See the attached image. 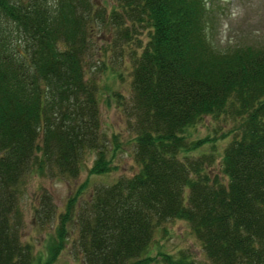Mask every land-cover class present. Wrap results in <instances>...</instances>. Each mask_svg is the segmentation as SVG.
<instances>
[{"label": "trees", "instance_id": "obj_1", "mask_svg": "<svg viewBox=\"0 0 264 264\" xmlns=\"http://www.w3.org/2000/svg\"><path fill=\"white\" fill-rule=\"evenodd\" d=\"M210 3L0 0V264H50L69 226L76 264H264V42L215 46ZM103 28L115 40L145 32L128 75L137 170L79 201L83 182L59 212L42 190L29 222L53 227L37 263L21 239L26 176L74 178L87 153L89 174L105 173L120 147L101 129L100 88L87 73L100 66L88 59L92 31ZM205 116L233 125L208 137L211 152L192 155L207 138L184 133ZM218 144L219 174L206 169ZM174 219L189 224L205 263L186 250L146 253L154 231Z\"/></svg>", "mask_w": 264, "mask_h": 264}, {"label": "rangeland", "instance_id": "obj_2", "mask_svg": "<svg viewBox=\"0 0 264 264\" xmlns=\"http://www.w3.org/2000/svg\"><path fill=\"white\" fill-rule=\"evenodd\" d=\"M208 1L211 2L210 7L212 4L209 17L214 27L212 41L215 46L222 47L226 43L264 42V0H207V3ZM92 2L97 8H108L114 3V0H92ZM136 28L139 30L140 27ZM140 30H142L140 34L134 33L130 39L126 38L125 40H115L112 33L105 28L100 33H96L94 29L91 36V60L89 58L88 61L99 62L100 66H97L96 69L90 68L87 73L96 78L100 88L101 129L107 136L111 133L117 134L120 143L119 149L111 158V165L114 168L101 174H89L88 170L95 156L94 153H87L80 172L74 178L36 173L26 176L19 201L23 211L21 239L32 246V253L34 257H37V263H42L48 255L50 240L47 233H51L53 227V224L51 226H36L29 222L37 195L42 190L51 196L53 203L57 206V212H59L63 209L66 199L83 182H87V184L78 197L79 201L87 198L89 191L95 185L110 184L118 177L129 176L137 170L131 156L132 147L129 144L131 132L126 126V114L131 97L128 78L131 66L130 58L133 49L136 48V40L139 39L141 43H144L146 39L144 30ZM138 52L139 49L136 50V53ZM112 93L116 94L112 95ZM117 95L119 96L117 97ZM232 125L233 121L225 116L219 118L205 116L193 127L187 128L184 134L188 141L207 138L206 141L200 143V147L193 151L192 155H196L200 149L211 152L208 148V141L211 138L208 137L228 131ZM228 138L227 136L226 141ZM221 146L222 144H218L213 150L212 163L206 167L213 173L219 174L216 171L219 167ZM68 230L70 236L67 245L50 264H76V260L68 249L69 243H71L69 241L75 237V230L71 226L68 227ZM178 250H186L197 262H206L201 244L194 237L189 224L184 220L174 219L163 223L154 231L146 253L153 257L158 251L174 254Z\"/></svg>", "mask_w": 264, "mask_h": 264}]
</instances>
